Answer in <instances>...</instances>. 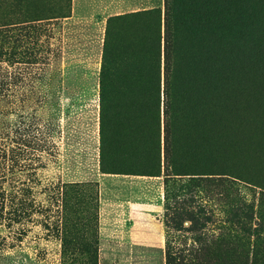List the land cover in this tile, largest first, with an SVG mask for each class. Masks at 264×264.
<instances>
[{"label": "rangeland", "instance_id": "rangeland-1", "mask_svg": "<svg viewBox=\"0 0 264 264\" xmlns=\"http://www.w3.org/2000/svg\"><path fill=\"white\" fill-rule=\"evenodd\" d=\"M231 1L236 20L221 0L196 11L214 21L201 31L203 54L219 57V96L235 89L238 104L249 100L255 149L248 165L203 139L212 118L183 120L170 157L193 175L176 179L165 167L164 124L159 133L140 92L141 67L133 61L127 81L114 71L125 50L130 63L139 35L152 54L166 0H0V25L14 24L0 44V264H98L101 210L117 223L125 208H145L137 205L150 206L165 256L197 253L202 264V249L217 264H252L264 227V0ZM31 20L40 21L15 25Z\"/></svg>", "mask_w": 264, "mask_h": 264}, {"label": "trees", "instance_id": "trees-1", "mask_svg": "<svg viewBox=\"0 0 264 264\" xmlns=\"http://www.w3.org/2000/svg\"><path fill=\"white\" fill-rule=\"evenodd\" d=\"M176 0H166L164 14V37H162L161 20L156 23V29L151 36L152 42L148 47L152 46V54L147 56L148 40L143 35H139V39L130 47L132 49L131 59L127 65V51L123 49V62L115 66V72L120 77L119 80H129L130 66L136 60V67H141V95L149 98L154 106V117L159 122H163L164 127V155L165 164L169 169V177L179 178L181 176H191L193 174H181V165L170 157V152L176 147L171 143V136L176 133H184V129L180 128L183 120H213L206 126L200 127L208 143L218 140L231 155L240 158L249 165V153L251 154L254 147L253 127L250 126L249 117V100L238 104V96L235 97V89L223 90L219 96L217 89L219 78L215 75L214 68L219 57L205 55L209 53L207 42L203 39L202 29L210 24H214L212 19L205 15L202 11L201 15L197 9L208 7L212 4L210 0H182V7H179ZM256 5L263 6V3L256 0ZM222 14L235 16V3L221 0ZM254 3V1L252 2ZM200 9V10H201ZM145 12L134 13V17H139ZM66 17V16H63ZM221 19V18H220ZM40 20H31L15 24L16 26H24L27 28L33 22ZM229 22V19L227 20ZM14 24L0 25V35L2 36L3 47L8 45V39L11 38L12 27ZM210 28V27H209ZM208 28V29H209ZM194 31V32H193ZM198 31V33L196 32ZM193 32V33H192ZM192 33V35H191ZM133 49L135 52L133 53ZM235 49V45L233 50ZM203 52H205L203 54ZM223 63L222 71L224 76L228 77L229 71L233 70L227 60ZM228 62V63H227ZM104 64L109 66L108 60L104 57ZM220 66V65H219ZM106 70V69H105ZM109 70L103 73L106 76ZM223 79V77H222ZM227 79V78H226ZM119 83V82H117ZM151 84V89L147 85ZM223 87L224 88V83ZM221 88V89H222ZM183 123V122H182ZM181 124V125H180ZM249 124V126H248ZM124 133V132H123ZM121 133L120 135H123ZM160 151V150H159ZM156 167H151V172ZM109 174H123L112 172ZM125 174V173H124ZM127 175H135L140 177H155V175L128 173ZM213 175V174H203ZM218 176H226L227 174H217ZM195 176V174H194ZM177 220V219H176ZM264 227L257 229L254 243V256L252 264H260L261 255L264 252V240L260 235L263 234ZM200 255L203 256L202 264H217L212 262L204 255L202 249ZM197 253L189 254L183 258L177 255H166L167 264H197ZM189 257V261L187 258ZM187 260V263L185 262Z\"/></svg>", "mask_w": 264, "mask_h": 264}, {"label": "crops", "instance_id": "crops-1", "mask_svg": "<svg viewBox=\"0 0 264 264\" xmlns=\"http://www.w3.org/2000/svg\"><path fill=\"white\" fill-rule=\"evenodd\" d=\"M126 203L129 204L131 201ZM137 207L145 208L136 212L125 208V219L122 221L120 219L117 223L115 218L108 217L107 209L101 210L98 227V264H106L110 260L111 262L107 264H114L115 260L116 262L122 260L118 264H166L165 242L160 236V229L152 224V217H149L151 213L147 210L150 206ZM113 254L122 259L111 258ZM108 257L111 259L108 260Z\"/></svg>", "mask_w": 264, "mask_h": 264}]
</instances>
